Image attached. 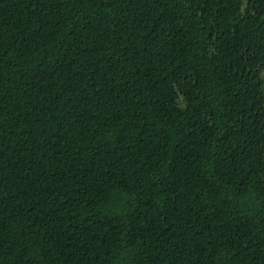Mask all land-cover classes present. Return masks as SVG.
I'll return each mask as SVG.
<instances>
[{
	"label": "trees",
	"instance_id": "16d2710c",
	"mask_svg": "<svg viewBox=\"0 0 264 264\" xmlns=\"http://www.w3.org/2000/svg\"><path fill=\"white\" fill-rule=\"evenodd\" d=\"M0 264H264V0H0Z\"/></svg>",
	"mask_w": 264,
	"mask_h": 264
}]
</instances>
